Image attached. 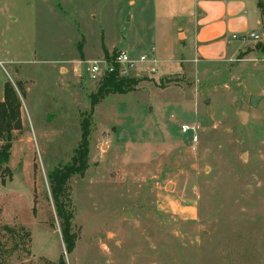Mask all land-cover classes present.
<instances>
[{
  "label": "rangeland",
  "instance_id": "rangeland-1",
  "mask_svg": "<svg viewBox=\"0 0 264 264\" xmlns=\"http://www.w3.org/2000/svg\"><path fill=\"white\" fill-rule=\"evenodd\" d=\"M13 1L0 81L21 106L0 180V264H264V0L257 39L216 61L181 47L95 104L87 167L66 184L70 252L47 172L70 161L90 111L99 81L85 61L129 42L148 50L152 2Z\"/></svg>",
  "mask_w": 264,
  "mask_h": 264
},
{
  "label": "crops",
  "instance_id": "crops-1",
  "mask_svg": "<svg viewBox=\"0 0 264 264\" xmlns=\"http://www.w3.org/2000/svg\"><path fill=\"white\" fill-rule=\"evenodd\" d=\"M133 1L130 0V3ZM151 2L153 21L149 25L152 28L150 47L148 46L145 52L135 54L133 42H129L123 49L131 56L151 55L159 60L160 66L170 62L175 51L181 47L199 60L223 59L244 44L239 41L236 46V39L231 38L233 33L256 31L260 23L257 0H151ZM13 4V0H0V23L4 14L10 13ZM28 5L31 8L35 6L30 1ZM11 17L12 20L16 19L15 16ZM128 18L130 19L131 15ZM2 30L3 28L0 29L1 37ZM3 40L4 38L0 39V46ZM104 49L106 50L105 47ZM3 61L14 62L4 57L0 47V66ZM0 82L2 101L6 80L3 78Z\"/></svg>",
  "mask_w": 264,
  "mask_h": 264
},
{
  "label": "trees",
  "instance_id": "trees-1",
  "mask_svg": "<svg viewBox=\"0 0 264 264\" xmlns=\"http://www.w3.org/2000/svg\"><path fill=\"white\" fill-rule=\"evenodd\" d=\"M259 5V2H257ZM107 54V52L105 53ZM136 84L133 77H119L116 73L104 75L98 84L94 93L90 95V111L81 120L80 140L74 149V154L70 161L60 163L47 172L51 196L56 209V214L60 219L61 239L65 245L66 252H70L76 241V234L71 229L72 212L67 207V181L75 174H83L87 167L88 155V135L90 127V115L95 104L110 92H123ZM20 101L12 85L6 81L4 83L3 100L0 101V180L4 181L5 176L11 177V170L8 166L10 160V149L12 144L11 121L19 125L20 119ZM62 197V199H61ZM2 229L13 232L14 228L8 225H2ZM49 264H66L63 254L57 261H50Z\"/></svg>",
  "mask_w": 264,
  "mask_h": 264
},
{
  "label": "built area",
  "instance_id": "built-area-1",
  "mask_svg": "<svg viewBox=\"0 0 264 264\" xmlns=\"http://www.w3.org/2000/svg\"><path fill=\"white\" fill-rule=\"evenodd\" d=\"M231 38L245 43L249 39H257L258 34L254 31L241 34L233 33ZM159 68L158 59L147 57L146 54L131 56L125 49L114 51L110 58L87 60L83 67L89 78L94 81H100L108 73H116L119 77H131L136 73L155 72ZM188 128V125H182L183 131H186Z\"/></svg>",
  "mask_w": 264,
  "mask_h": 264
},
{
  "label": "water",
  "instance_id": "water-1",
  "mask_svg": "<svg viewBox=\"0 0 264 264\" xmlns=\"http://www.w3.org/2000/svg\"><path fill=\"white\" fill-rule=\"evenodd\" d=\"M259 97H257L256 95H249V104L254 106L256 104V101L258 100ZM240 115L242 118H245V113L243 111L240 112ZM168 187V185H167Z\"/></svg>",
  "mask_w": 264,
  "mask_h": 264
}]
</instances>
